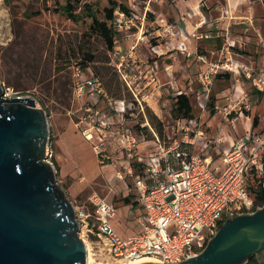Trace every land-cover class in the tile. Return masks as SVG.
Here are the masks:
<instances>
[{"label": "rangeland", "instance_id": "374dc122", "mask_svg": "<svg viewBox=\"0 0 264 264\" xmlns=\"http://www.w3.org/2000/svg\"><path fill=\"white\" fill-rule=\"evenodd\" d=\"M68 1L70 0H0V83L4 89L9 88L13 95L18 93L20 96H32L37 101V107L48 113L52 131L50 144L52 155L49 160L56 168L58 186L75 207L77 220L81 223L80 236L91 245L94 254L93 264H122L125 262H116L109 256L104 246L89 232L86 223L82 222L79 216L80 209L92 210L89 199L98 194L118 206V217L114 223L124 234V225L129 216V209L124 206L125 198L130 195L125 183L117 178L116 170H119V167L115 165L104 168L105 165L100 162L92 144L76 126L82 105L80 100L74 98L76 71L80 67L86 77L91 75L90 72L99 76L112 99L131 100L132 94L112 65L111 54L114 51L102 37L91 31V20L75 23L66 16L53 12L58 4L65 5ZM88 1L95 5L99 19L106 21L105 9L110 6L109 1ZM116 1L133 8L141 17H144L148 7L146 1L151 3L145 22L139 20L130 30L118 33L115 44L123 53L138 45L137 65L158 66V78L161 83L159 86L153 84L150 87L154 92L151 107H147L146 115L137 112L135 119L130 118L127 122L128 126L134 128L145 146L148 143L146 141L153 142L155 137L150 128L144 129L141 126L146 121L161 140L173 135L176 122L173 110L176 97L179 96L178 92L187 90L192 82L195 83L202 64L176 51L169 52L166 43L162 47L165 54L161 58L154 57L151 46L160 45L159 41H168L167 37H156L158 31L162 29V20L178 25L174 17L162 15L165 7L172 9L169 3L172 0ZM230 1L231 3L226 0H210L208 4L210 8L206 7L205 13L209 22L214 26L221 25V29L211 32L213 37L210 39L190 40L187 43L194 50L197 46L198 54L208 55L210 62H218L222 59L220 53L227 39L231 37L236 40L233 44L236 58H239V55L244 56L247 63L259 68L263 63L259 60L257 50L260 48L264 51V47L262 44L259 45V37L258 41H249L250 49L244 45L240 47V40H245L246 37L255 39L256 34L247 33L246 24L241 23L242 19L239 17L246 16L251 10L250 7L255 8L257 18L258 15L264 16V0ZM218 5L223 7L218 9ZM227 9L231 10L234 16L233 20L229 19L233 22L230 30L223 29L226 19L216 21ZM258 9L262 10V13ZM26 12L42 14L28 18ZM262 29L264 31V22ZM140 33L144 34V40L139 38ZM228 33L230 36H227ZM177 41L178 38H174L175 44ZM90 56L94 57V62L89 61ZM168 67L169 73L166 71ZM239 79L238 81L236 77L228 74L220 75L216 82L214 97L207 105L205 99L198 100L195 96L190 98L194 118L198 120L200 128L206 131L208 138L224 139L219 150L230 148L231 142L245 136L248 131L244 127L246 123L253 124L256 118L264 122V101L257 95L249 80L244 76H240ZM237 86L240 87L238 91ZM225 94L235 96L230 121L225 120L222 113L216 109L214 113L215 107H211L213 103L225 106L228 102ZM101 107L107 114L114 108L103 102ZM255 129L252 128L253 131L264 135V130ZM143 134L145 139L142 137ZM210 151L216 152L213 148ZM111 152L114 154L115 150L111 148ZM258 206L261 207V204Z\"/></svg>", "mask_w": 264, "mask_h": 264}, {"label": "built area", "instance_id": "2783aa9c", "mask_svg": "<svg viewBox=\"0 0 264 264\" xmlns=\"http://www.w3.org/2000/svg\"><path fill=\"white\" fill-rule=\"evenodd\" d=\"M146 5L144 17L133 8H130L131 14L116 10L115 30L121 33L130 30L139 20L145 22L150 1H146ZM162 22L156 37H167L168 41L151 46L158 58L165 54L162 47L166 43L169 52L194 57L205 66L200 69L195 83L178 92L179 95L205 99L207 105L214 97L217 79L223 74L234 76L238 81L244 76L255 90L264 92V64L256 68L247 63L244 56L236 58L229 38L220 53L222 59L210 62L206 55L193 52L187 41L210 39L211 32L199 27L186 35L178 25L165 19ZM140 36L142 39L144 34ZM174 38H178L177 44ZM262 44L264 46V37ZM137 46L126 53L115 46L111 54L112 65L132 94L131 100L112 99L101 78L93 72L86 77L80 67L75 74L73 92L74 98L82 104L76 126L92 144L100 162L118 166L121 180L127 176L134 178L130 191L141 207L136 218L140 232L123 237L112 224L118 213L116 205L98 194L89 199L92 210L80 209L79 216L116 262L149 259L178 264L199 256L227 218L252 214L261 208L247 190V175L256 169L264 176V137L250 129L245 136L233 141L230 148L219 150L222 137L210 139L197 119L181 118L175 122L173 135L164 140L148 121L144 122L141 126L150 128L155 137L153 142L146 141L153 143L152 146L142 147L143 142L127 122L135 119L137 112L146 115L154 97L150 87L159 86L161 80L158 66L137 65ZM166 71L169 73L170 67ZM4 90L5 98L23 97L18 93L13 95L9 88ZM225 97L226 105L221 107L215 103V109L230 121L235 96L225 94ZM102 102L114 106L110 114L101 107ZM142 137L145 139L144 134ZM212 148L216 152L211 153ZM51 155L49 149V158Z\"/></svg>", "mask_w": 264, "mask_h": 264}, {"label": "water", "instance_id": "95a60500", "mask_svg": "<svg viewBox=\"0 0 264 264\" xmlns=\"http://www.w3.org/2000/svg\"><path fill=\"white\" fill-rule=\"evenodd\" d=\"M0 83V264H87L73 203L49 161L48 113ZM264 264V207L229 217L197 257L178 264ZM139 264H162L153 261Z\"/></svg>", "mask_w": 264, "mask_h": 264}, {"label": "crops", "instance_id": "0c3cea01", "mask_svg": "<svg viewBox=\"0 0 264 264\" xmlns=\"http://www.w3.org/2000/svg\"><path fill=\"white\" fill-rule=\"evenodd\" d=\"M170 1V0H169ZM209 1L210 0H172L171 2V10L169 8H166L165 7V12L162 13V15L165 14V16L167 17H174L176 19V22L179 26V28L187 35L188 33H192L194 32L197 28L200 27L201 30L203 31H207V32H215V31H218L220 30V26L221 25H216L214 26V24H212L211 22H209L208 20V16L206 15V7L207 9H209L210 7L208 6L209 4ZM213 1V0H211ZM228 1L229 3H231L230 0H226ZM173 2V4H172ZM164 3H168V2H164ZM221 3V2H219ZM223 7V6H221ZM221 7L218 5L217 8L218 9H221ZM251 9V10H250ZM250 11L247 12L246 16L244 17H239L240 19H242V22L243 24H246V32H252L254 33V35L256 34V37L255 39H252L250 37H246L245 40H240L239 42L241 43L240 44V47H243L242 45L246 46V48L250 49L251 46L248 45L249 41L251 40H255V41H258V37L260 38V43L259 45L262 44V39L264 37V31L262 29L263 27V22H264V16L263 15H258V18L256 16L257 12L255 10L254 7H250ZM264 10V9H263ZM167 11V13H166ZM258 11L260 13H262V10H259ZM232 14V11L227 9L226 11H224L223 13H221V15L217 18L216 21H220L222 19H226V23L224 24V28L223 29H227V30H230V27L232 25L233 22H230V20H233L234 19V16ZM231 15V16H229ZM260 16V17H259ZM236 18V17H235ZM227 36H230V33L227 34ZM230 41L234 44V42L236 40H233L231 37H229ZM238 41V40H237ZM244 42V43H243ZM263 45V44H262ZM196 49H191L193 52H196L198 54V51H197V46H195ZM264 47V46H263ZM213 54H215V52H212ZM257 53L259 54V60L264 64V51L260 50V48L257 50ZM208 57V55H206ZM194 58V57H192ZM194 60L196 61V58H194ZM193 60V61H194ZM205 66H201L200 65V68L199 69H202L204 68ZM240 87L237 86L236 87V90H239ZM257 92V95L260 96V98L262 99V101H264V92H259L257 90H255ZM262 117V116H260ZM241 117H239L240 119ZM249 120H251V118H248ZM246 129H252L253 127H255L256 129L255 130H264V122L262 119H259L257 118V125L254 126V123L252 124H249L246 123L245 126ZM262 134V133H260ZM263 135V134H262ZM264 137V135H263ZM232 143V142H231ZM144 145V144H143ZM142 147H149V146H152L153 143H149L145 146ZM231 145V144H230ZM110 166H115V165H112V164H108V165H105L104 168H109ZM117 173V178L119 179V181H121L122 183H125L126 185V188L127 190L129 191V194L130 196H128L127 198H125V207H127L129 210V216H128V221H126L125 223V233H121V231L119 230V226H116L115 223H114V220H116V218L118 217V213H117V216L116 218L112 221V224L114 225V227L116 228V230L118 232L121 233V235L123 237H127L129 235H132V234H135V233H139L140 232V227L137 223V220L136 218L138 217V215L141 213V207H140V204L138 203V201L136 200L135 196L131 195V188L133 186V182H134V178H131V177H126L125 179L121 180L119 177H118V171L119 170H116ZM112 190V189H111ZM107 202L109 203H112L115 205L114 202H111L109 201L108 199H106ZM133 200V201H132ZM117 209H118V206L116 205ZM134 211V213H133ZM133 215V216H132ZM132 219H131V218ZM122 226V225H121ZM126 232L130 233V234H126Z\"/></svg>", "mask_w": 264, "mask_h": 264}, {"label": "trees", "instance_id": "16d2710c", "mask_svg": "<svg viewBox=\"0 0 264 264\" xmlns=\"http://www.w3.org/2000/svg\"><path fill=\"white\" fill-rule=\"evenodd\" d=\"M110 6L105 9L106 21H101L98 16V11L95 5L88 0H70L65 5L58 4V7L53 12L66 16L68 19L75 23H80L85 20H91L90 29L96 35L102 37L108 44L110 49L115 48L116 36L118 32L115 30L113 23L115 20L116 10L120 9L127 14H131L130 8L116 0H108ZM50 11V10H48ZM42 12L30 13L26 12L25 15L31 18L32 15H41ZM154 53V51L152 50ZM154 57L158 56L154 53ZM90 62H94V57H89ZM215 107L214 103L211 105ZM214 113L215 108H214ZM173 117L178 120L181 118H194V108L190 99L184 95L176 97L174 103ZM257 125V118L254 121V126ZM162 133V132H161ZM247 190L261 207H264V176H262L256 169H253L247 175ZM248 264H261L256 258L252 259Z\"/></svg>", "mask_w": 264, "mask_h": 264}, {"label": "bare ground", "instance_id": "6f19581e", "mask_svg": "<svg viewBox=\"0 0 264 264\" xmlns=\"http://www.w3.org/2000/svg\"><path fill=\"white\" fill-rule=\"evenodd\" d=\"M83 240L85 241L87 249H88V262H87V264H93L94 263V254L92 252L91 245H90V243L87 240H85V239H83ZM146 261H151V260L146 259L143 262H146ZM139 263H141V261L125 262V263H122V264H139Z\"/></svg>", "mask_w": 264, "mask_h": 264}]
</instances>
